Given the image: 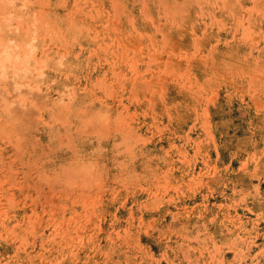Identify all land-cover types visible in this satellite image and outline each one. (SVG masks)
<instances>
[{"label":"rangeland","instance_id":"374dc122","mask_svg":"<svg viewBox=\"0 0 264 264\" xmlns=\"http://www.w3.org/2000/svg\"><path fill=\"white\" fill-rule=\"evenodd\" d=\"M212 1L0 0V264H264V0Z\"/></svg>","mask_w":264,"mask_h":264},{"label":"crops","instance_id":"0c3cea01","mask_svg":"<svg viewBox=\"0 0 264 264\" xmlns=\"http://www.w3.org/2000/svg\"><path fill=\"white\" fill-rule=\"evenodd\" d=\"M121 3L123 25L128 29L136 28L141 34L151 32L155 25L169 26L175 21L178 30L171 31L180 37L181 43L196 41L198 29L209 37H221L222 23L225 21L222 9L212 0H118ZM203 13V16L200 14ZM224 20V21H223ZM208 31V33H207ZM188 38V40H187ZM238 204L240 199H234ZM257 215V214H256ZM232 264V263H231Z\"/></svg>","mask_w":264,"mask_h":264}]
</instances>
